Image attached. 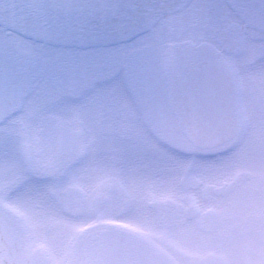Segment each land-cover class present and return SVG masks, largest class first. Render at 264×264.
<instances>
[{
    "label": "flooded vegetation",
    "instance_id": "1",
    "mask_svg": "<svg viewBox=\"0 0 264 264\" xmlns=\"http://www.w3.org/2000/svg\"><path fill=\"white\" fill-rule=\"evenodd\" d=\"M0 42L6 49L9 46L12 47L5 36L0 38ZM33 54L36 58L34 63L25 57H20L14 49H10V53H0V63L20 68V72H17L19 79L22 82L25 79L28 81L27 85L24 84L26 88L24 89L28 105H30L29 120L31 124H35V127H38L37 123L40 121V131L35 135L36 143L50 140L49 144L52 145L53 151L56 155L63 156V160L75 158L79 161L80 158L77 156L85 158L89 156L90 159L85 164L88 168H93L96 165L95 162L99 156H110L121 150V148L114 147V142L115 137L127 141V86L122 85L121 90H117L115 85H108V83L113 81L116 76L113 74L116 70L114 61L120 60L122 57L117 53H105L100 50L88 53ZM156 60L154 54L141 56V53H127V65L133 81L139 83L140 76L144 75L153 80L157 84L160 99L166 106L168 103L171 104L173 114L176 117H181L178 105L173 100L174 89L165 91L160 77L146 73L150 66H158ZM75 65L78 66L77 71L73 68ZM41 76H44L45 81L35 83ZM124 78L127 81V73L124 74ZM217 81L221 87V78H217ZM96 84L103 86L99 87ZM202 91L205 92V115L212 122L217 115L212 111L213 103L207 96L205 85ZM138 93L137 109L142 114L145 111V115H143L146 119L149 103L143 99L144 94L140 86ZM188 105L191 106V103L188 102ZM45 108L46 111L42 116H32L41 113ZM50 108L53 111L49 110ZM62 109L65 112L64 115H60ZM14 115L15 113H12V115L6 114L0 117V124ZM170 117V115L164 114L163 116L150 117V119L158 124L164 121L168 122ZM61 118H64V123L68 128L83 130L82 139L86 140L85 146L72 151L56 146L54 142L58 130L53 129L52 126L56 123H63ZM214 122L220 123L219 120H214ZM120 129L124 131H120ZM49 165H51L50 162L45 164L46 167ZM82 198L83 200L70 199V205L83 208L85 204L83 190Z\"/></svg>",
    "mask_w": 264,
    "mask_h": 264
},
{
    "label": "water",
    "instance_id": "2",
    "mask_svg": "<svg viewBox=\"0 0 264 264\" xmlns=\"http://www.w3.org/2000/svg\"><path fill=\"white\" fill-rule=\"evenodd\" d=\"M167 0H0V18L20 22L29 30L41 32L52 39L64 40L59 35V27H74L83 35L73 38L82 41L94 38L92 32L98 31L100 38L127 37L149 26L160 6ZM214 0H209L213 6ZM263 12L264 0H247ZM264 18V17H263ZM28 30V31H29ZM72 38V37H71ZM107 234V233H106ZM113 235H105L110 241ZM105 258L104 263L113 264L117 257ZM127 261L134 264L131 250L127 248ZM103 263V264H104Z\"/></svg>",
    "mask_w": 264,
    "mask_h": 264
},
{
    "label": "rangeland",
    "instance_id": "3",
    "mask_svg": "<svg viewBox=\"0 0 264 264\" xmlns=\"http://www.w3.org/2000/svg\"><path fill=\"white\" fill-rule=\"evenodd\" d=\"M260 45H264V41H260ZM246 53H251V51H247ZM258 127L263 128L264 122L259 123ZM259 131L262 135V139L260 138L258 140L254 138L252 141L250 140L251 143L255 144L253 147H256L255 150H257V155L253 156L252 160L249 162V164H253V166L250 167V171L252 173H256V170L258 169L257 159H256L257 156L260 155V153H262V156L264 155V129L259 130ZM2 138H3L4 147H3V154L2 156H0V161L2 160V162L8 163V161L11 159H10V156H7V153L12 147H15V145L12 143H9L8 141L9 137L6 136L5 133H3ZM171 166L172 165L170 164V161H169L163 168L162 172H165L166 170L170 169ZM5 172H6V168L4 165L2 167V170L0 171V197L9 199L10 202L19 209L21 214L24 215L25 221L23 222V226L25 227L26 233L28 237H30L31 241L35 245H38L40 244V238H39L40 233L39 232L42 228L43 222L50 219L49 215L52 209L51 203L45 198L42 199L40 197L42 195H37L38 187L32 182L30 183V185L28 184L29 187H27L24 194L16 193V191H14L9 185H5L4 183H2V181L4 180ZM149 173L145 176H148ZM174 175H175V169L173 170L172 174H169L168 176V184L166 185L168 190L165 194L170 193L173 190L172 185H173ZM198 179L206 181L205 177L198 178ZM31 180H33V178L29 177L28 182ZM4 182L6 181L4 180ZM263 184H264V180H262L260 176L259 186L261 189H262ZM31 194L35 195V197L32 198L31 196L30 201H25V197L30 196ZM133 205L134 204H131V206ZM153 205L155 206V209L153 210L152 215L148 211V215H130L128 220H130L132 224H134L135 226L141 228V231H143L144 233L152 232L156 234L157 229L160 231L161 229H164V228L168 229L170 227H173L171 222L169 221L167 217H165V215H163V217H161L160 215H157L158 208L155 204ZM107 216L109 217L111 216L112 218L114 217L116 219L121 220L123 218H126L128 215H107ZM186 224L190 225L189 223H186ZM205 237L206 239H204ZM199 238L203 242L204 247H206L208 250L212 249L211 237L209 238L205 236L204 233H202L199 235ZM213 244L216 247L219 244V242L214 241ZM64 253H67V252H64ZM63 259H64V256H63ZM58 264H63L62 260H58Z\"/></svg>",
    "mask_w": 264,
    "mask_h": 264
},
{
    "label": "clouds",
    "instance_id": "4",
    "mask_svg": "<svg viewBox=\"0 0 264 264\" xmlns=\"http://www.w3.org/2000/svg\"><path fill=\"white\" fill-rule=\"evenodd\" d=\"M250 192L237 188L224 205L216 206L224 225L221 243L211 253L215 264H264V214L254 210L247 198ZM67 243L75 249L79 240L73 238Z\"/></svg>",
    "mask_w": 264,
    "mask_h": 264
},
{
    "label": "bare ground",
    "instance_id": "5",
    "mask_svg": "<svg viewBox=\"0 0 264 264\" xmlns=\"http://www.w3.org/2000/svg\"><path fill=\"white\" fill-rule=\"evenodd\" d=\"M181 66H180V68H183L184 67V65H185V61L183 60L182 62H178Z\"/></svg>",
    "mask_w": 264,
    "mask_h": 264
}]
</instances>
